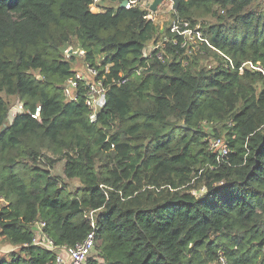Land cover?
<instances>
[{"label":"trees","instance_id":"16d2710c","mask_svg":"<svg viewBox=\"0 0 264 264\" xmlns=\"http://www.w3.org/2000/svg\"><path fill=\"white\" fill-rule=\"evenodd\" d=\"M123 1L92 12L93 0H0V237L16 248L0 264H54L32 246L35 222L72 246L90 212L86 264H264V2L180 0L177 16L200 22L210 47L169 42L159 60L142 51L168 24ZM70 46L84 57L66 58ZM81 64L106 78L95 122L83 88L74 102L62 91ZM214 138L228 146L220 163Z\"/></svg>","mask_w":264,"mask_h":264},{"label":"built area","instance_id":"2783aa9c","mask_svg":"<svg viewBox=\"0 0 264 264\" xmlns=\"http://www.w3.org/2000/svg\"><path fill=\"white\" fill-rule=\"evenodd\" d=\"M99 0H94L96 3ZM153 0H126L124 6L125 9H131L133 7H139L146 11L145 20L154 22L155 17L159 14L161 7L168 8L173 14V18L168 19L169 25L167 26V31L169 32V37L167 35L162 36L156 42L148 43L142 51L143 58H150L153 52H156L155 57L159 60L162 59V50L166 48L167 43L172 42L174 45L179 43L180 48L185 49L188 55H192L197 51L203 53L201 47H210L207 38L200 31V22L195 24L193 27L190 26L189 21L177 16L176 11L173 10L174 0H162L158 4L157 10L152 12L149 10V6ZM187 1V0H183ZM167 20V21H168ZM171 20V21H170ZM166 21V22H167ZM163 28V27H162ZM162 28H159L160 30ZM64 55L66 58L71 55H75L78 58H83L85 52L80 48L74 49L71 46L64 50ZM245 65V64H244ZM250 68L262 71L261 68H257L250 63H247ZM108 67H106V73H108ZM241 70V69H240ZM140 70H137V74ZM98 71L95 68H91L85 65V72L75 71L64 83L62 91L67 102H74L77 100L78 92L80 88L84 89V104L89 112V121L95 122L98 113L104 107L105 104V76L97 79ZM127 79H123L118 82V85L124 83ZM114 82V80H112ZM24 111L23 105L16 101L15 105L11 108L10 112L13 116ZM33 119L40 120V108L36 107L33 113H30ZM114 146L111 145V149ZM208 150L211 153L216 154V160L218 163L227 159L229 151L227 143L222 138H214L209 140ZM3 203V199H0ZM84 219L90 224L91 230L85 236V238L75 243L72 246H58L54 243L52 238H50L44 231L45 223L42 221L35 222L32 246L41 247L48 252L55 254L54 264H86L87 259L91 252L95 249V222L93 217V212L85 213L83 215ZM3 237H0V241ZM223 263L224 261L220 259ZM225 263V262H224ZM226 264V263H225Z\"/></svg>","mask_w":264,"mask_h":264},{"label":"rangeland","instance_id":"374dc122","mask_svg":"<svg viewBox=\"0 0 264 264\" xmlns=\"http://www.w3.org/2000/svg\"><path fill=\"white\" fill-rule=\"evenodd\" d=\"M258 2L262 3L264 2V0H257ZM90 10L92 12H103V9H95V8H90ZM172 12L169 11L168 8H162L160 9L159 11V14L158 16L156 17V25L158 28H164L166 26V23L169 21L168 19H171L172 20ZM155 19V18H154ZM168 20V21H167ZM170 20V21H171ZM167 21V22H166ZM199 48H197L195 51H196V54H198V50ZM205 63V62H204ZM210 65V64H208ZM253 65V64H252ZM254 66V65H253ZM257 67L258 69L260 68V66H255ZM82 68H85V66L83 64H81V66L79 67V72H81ZM243 70H240V73H242ZM14 103V102H13ZM16 103V102H15ZM15 103L10 107V109L15 105ZM62 164H57L52 170H51V174L54 176V177H57V176H60L63 180V183H66V189L68 191H75V188L78 187L80 184L77 180H72V181H66L64 180L63 178V175H62ZM60 180V181H62ZM196 196H200L204 193V188H200L198 191H194L193 192ZM16 248L9 245V243L6 241V240H2L0 242V257H7L9 253H11L12 251H14ZM212 264H225L224 262L222 263L220 260L219 262H215V263H212Z\"/></svg>","mask_w":264,"mask_h":264},{"label":"water","instance_id":"95a60500","mask_svg":"<svg viewBox=\"0 0 264 264\" xmlns=\"http://www.w3.org/2000/svg\"><path fill=\"white\" fill-rule=\"evenodd\" d=\"M161 1H162V0H153V2H152V3L150 4V6H149V10L152 11V12L155 11L156 6H157L159 3H161ZM179 2H180V0H174V6H173V10H174V11H176V10L178 9ZM125 4H126V1H123V2L119 5V7H120V8H124ZM8 120H9L10 122H12V121H13V115L9 114V116H8Z\"/></svg>","mask_w":264,"mask_h":264},{"label":"clouds","instance_id":"9594fccd","mask_svg":"<svg viewBox=\"0 0 264 264\" xmlns=\"http://www.w3.org/2000/svg\"><path fill=\"white\" fill-rule=\"evenodd\" d=\"M100 1H101V0L97 1L96 3H94V0H93V4L90 6V8L99 9L98 6H97V3H99ZM124 1H126V0H124ZM152 2H153V1H152ZM173 6H174V5H173ZM157 7H158V5L156 6L155 11L157 10ZM162 8H163V7L159 8V9H162ZM124 9H125V8H124ZM153 12H154V11H153ZM172 15H173V14H172ZM157 16H158V15H157ZM157 16H156V17H157ZM156 17H155V21H154V22L151 21L155 26H157V25H156ZM166 24L169 25V21H168ZM163 29H164V28H162L161 30H163ZM159 30H160V29H159ZM240 69L242 70V67L238 69V70H239V73H240ZM261 72H262V71H261ZM16 101H17V100H16ZM16 101H14V103H15ZM18 102H19V101H18ZM14 103H13V104H14ZM20 103H21V102H20ZM13 104H12V105H13ZM21 104H22V103H21ZM35 109H36V108H35ZM10 110H11V109H9L8 116H9V114H11ZM32 113H33V112H32ZM11 115H12V114H11ZM14 117H15V116H13V119H14Z\"/></svg>","mask_w":264,"mask_h":264}]
</instances>
